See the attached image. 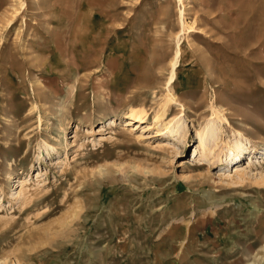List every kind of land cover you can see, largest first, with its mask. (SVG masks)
<instances>
[{
	"label": "rangeland",
	"instance_id": "obj_1",
	"mask_svg": "<svg viewBox=\"0 0 264 264\" xmlns=\"http://www.w3.org/2000/svg\"><path fill=\"white\" fill-rule=\"evenodd\" d=\"M263 179L264 0H0V264H264Z\"/></svg>",
	"mask_w": 264,
	"mask_h": 264
},
{
	"label": "bare ground",
	"instance_id": "obj_2",
	"mask_svg": "<svg viewBox=\"0 0 264 264\" xmlns=\"http://www.w3.org/2000/svg\"><path fill=\"white\" fill-rule=\"evenodd\" d=\"M178 55H180V53H178L177 54V57L176 58H178ZM175 62V61H174ZM175 74V73H174ZM172 79H173V77H172ZM174 80V79H173ZM171 100H172V98L171 99H169V101L163 106V108H162V111H161V113L160 114H158V118H160V117H162L163 115H165L166 114V112L168 111V108H167V105H168V103L169 102H171ZM143 113L144 112H140L137 116H138V119L141 121L142 119H143V117H142V115H143ZM111 123L113 124V123H115V120H112L111 121ZM213 133V131L211 130V131H208V134H212ZM205 137H206V135H205ZM205 137H202V135H201V142H202V147H203V149H205L206 148V143H205ZM236 147L235 148H231V150H233V158H235L237 155H238V151L239 150H241V149H243L245 146H244V144H243V142H237L236 143V145H235ZM235 152H237V155H236V153ZM232 153V152H231ZM251 166L253 165V159H252V161H251V164H250ZM236 167V170H240L241 168H240V165H237V166H235ZM264 180V179H263Z\"/></svg>",
	"mask_w": 264,
	"mask_h": 264
}]
</instances>
